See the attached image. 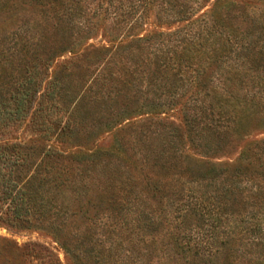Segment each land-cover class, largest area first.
Instances as JSON below:
<instances>
[{
  "label": "trees",
  "instance_id": "16d2710c",
  "mask_svg": "<svg viewBox=\"0 0 264 264\" xmlns=\"http://www.w3.org/2000/svg\"><path fill=\"white\" fill-rule=\"evenodd\" d=\"M247 1L0 0L6 222L78 264H264V0ZM142 111L107 150L50 144L90 150ZM28 118L38 140L11 139Z\"/></svg>",
  "mask_w": 264,
  "mask_h": 264
},
{
  "label": "rangeland",
  "instance_id": "374dc122",
  "mask_svg": "<svg viewBox=\"0 0 264 264\" xmlns=\"http://www.w3.org/2000/svg\"><path fill=\"white\" fill-rule=\"evenodd\" d=\"M238 3H248L247 0H235ZM250 3V2H249ZM3 26H0L2 29ZM101 33L96 39H101ZM93 43V41H91ZM61 62L58 60L53 69ZM142 115L133 116L130 120L122 123L112 130L102 129L92 140L85 141L88 144V149L75 148L70 146L72 144L65 142V140H52L50 144L58 147L63 152H77L82 150L85 153L96 149H109L112 147L120 137L121 128H125L129 121H138L151 118L146 112H140ZM170 119L177 125H181V116L179 111L170 112L168 114ZM11 139L30 143L38 140V136L31 124V118H28L20 129L16 130L11 135ZM241 144V143H240ZM239 144V145H240ZM239 151V150H237ZM235 154L231 157H222L220 161L230 162L237 157ZM10 208V200H6L2 193H0V264H78V262L70 255L62 244L50 232L42 229H26L21 230L11 227L6 222L5 212ZM96 210H90L89 215L94 216ZM78 224H81L78 222Z\"/></svg>",
  "mask_w": 264,
  "mask_h": 264
}]
</instances>
